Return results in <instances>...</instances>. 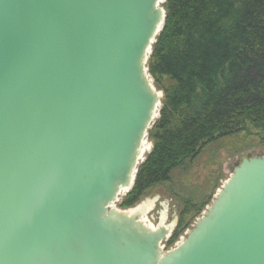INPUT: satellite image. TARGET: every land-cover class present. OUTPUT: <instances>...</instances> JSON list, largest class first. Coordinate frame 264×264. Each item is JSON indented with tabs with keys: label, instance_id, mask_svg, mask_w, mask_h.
<instances>
[{
	"label": "water",
	"instance_id": "water-1",
	"mask_svg": "<svg viewBox=\"0 0 264 264\" xmlns=\"http://www.w3.org/2000/svg\"><path fill=\"white\" fill-rule=\"evenodd\" d=\"M165 0H0V264H264V155L242 158L172 249L116 204L162 92Z\"/></svg>",
	"mask_w": 264,
	"mask_h": 264
},
{
	"label": "trees",
	"instance_id": "trees-1",
	"mask_svg": "<svg viewBox=\"0 0 264 264\" xmlns=\"http://www.w3.org/2000/svg\"><path fill=\"white\" fill-rule=\"evenodd\" d=\"M147 70L163 99L147 132L153 145L119 209H130L209 145L247 135L264 148V0H165ZM210 202L182 200L185 218Z\"/></svg>",
	"mask_w": 264,
	"mask_h": 264
},
{
	"label": "rangeland",
	"instance_id": "rangeland-1",
	"mask_svg": "<svg viewBox=\"0 0 264 264\" xmlns=\"http://www.w3.org/2000/svg\"><path fill=\"white\" fill-rule=\"evenodd\" d=\"M144 144L149 149L143 155V161L153 147L147 137ZM248 154L264 155V148L259 145L255 138L247 135H237L213 143L205 148L197 159L186 162L181 168L174 171L169 183L152 188L141 201L130 209H138L145 201L155 200L153 208L143 215L144 220L155 228L160 224L161 215L165 212L163 213L165 214L163 223L166 226H173L174 232L183 210L182 200H189L196 205L200 204L205 198H209L210 202L199 214L191 213L186 216V228L180 233L176 243L168 248V250L172 249L191 229L195 220L202 215L206 207L211 204L216 192L228 178L233 168ZM121 200L122 198L116 204V207L121 203ZM164 246L166 248V244Z\"/></svg>",
	"mask_w": 264,
	"mask_h": 264
},
{
	"label": "bare ground",
	"instance_id": "bare-ground-1",
	"mask_svg": "<svg viewBox=\"0 0 264 264\" xmlns=\"http://www.w3.org/2000/svg\"><path fill=\"white\" fill-rule=\"evenodd\" d=\"M143 155L148 151V149H149V147L147 146V145H143ZM154 204H155V200H149L148 202L147 201H145L140 207H139V210L140 211H142V212H144V214L146 213V212H149L150 210H151V208H153V206H154ZM164 206V205H163ZM164 208L166 209V207L164 206ZM163 213H165V212H163ZM162 213V215H161V223H163V221H164V218H165V214H163ZM145 218V217H144Z\"/></svg>",
	"mask_w": 264,
	"mask_h": 264
}]
</instances>
